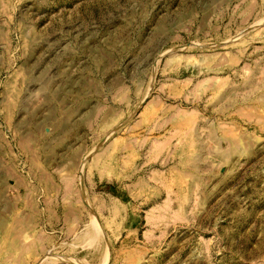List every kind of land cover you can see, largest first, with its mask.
<instances>
[{"label": "rangeland", "instance_id": "1", "mask_svg": "<svg viewBox=\"0 0 264 264\" xmlns=\"http://www.w3.org/2000/svg\"><path fill=\"white\" fill-rule=\"evenodd\" d=\"M0 264H264V0H0Z\"/></svg>", "mask_w": 264, "mask_h": 264}]
</instances>
